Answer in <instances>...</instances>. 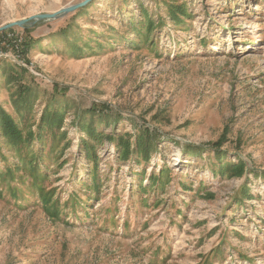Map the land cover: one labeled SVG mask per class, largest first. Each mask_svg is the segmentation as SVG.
<instances>
[{
    "label": "rangeland",
    "instance_id": "1",
    "mask_svg": "<svg viewBox=\"0 0 264 264\" xmlns=\"http://www.w3.org/2000/svg\"><path fill=\"white\" fill-rule=\"evenodd\" d=\"M84 1L0 0V28ZM81 9L0 56V264H264V0Z\"/></svg>",
    "mask_w": 264,
    "mask_h": 264
},
{
    "label": "trees",
    "instance_id": "2",
    "mask_svg": "<svg viewBox=\"0 0 264 264\" xmlns=\"http://www.w3.org/2000/svg\"><path fill=\"white\" fill-rule=\"evenodd\" d=\"M82 11L79 10L77 12L80 13ZM62 33H64L65 35H67V28L62 30ZM5 32L0 33V37L4 36ZM0 42H2V39H0ZM31 44L30 43H25L24 42V48L28 49L29 46ZM1 46V44H0ZM14 75H18V72H15ZM28 89H24L23 93H25ZM53 100H55V98H53ZM25 102V101H23ZM110 108L107 107L106 105H103L102 107H100V111L98 110H94L92 111L91 115H97V117L99 119H102L104 121L109 120L110 118ZM60 121V118H58V116L55 114V112L53 113H49L46 114L44 117V123L46 125H48V131L52 130L54 126H52L54 123ZM0 129L1 132L3 133L4 136H6L11 142L15 143V144H19V140L22 139V133L21 130L17 127L14 119L8 114V112H6L4 109L1 108L0 106ZM154 136V132H150V130L146 129L145 131H143L140 136L138 137V139L136 140L137 146L145 148V146L148 144V141H151V138ZM225 137V136H223ZM222 137V138H223ZM220 139V141H217L216 143L212 144L214 147H219L220 145H222L224 143L225 140ZM129 149V145H126V150ZM225 169H223V173L224 174H228V173H233L232 175L234 176H242L244 174L245 171V164L243 162H240V164L237 165H233L231 163H225Z\"/></svg>",
    "mask_w": 264,
    "mask_h": 264
},
{
    "label": "built area",
    "instance_id": "3",
    "mask_svg": "<svg viewBox=\"0 0 264 264\" xmlns=\"http://www.w3.org/2000/svg\"><path fill=\"white\" fill-rule=\"evenodd\" d=\"M0 39H2V42H0L1 45H5L8 48L7 53H0L1 55H5L7 57H10L13 59V61L17 64H20L21 66L27 67L25 64L24 59V42H25V36L23 33L18 32L17 30L11 29L8 31H5L4 36H1ZM9 51H12V54H9Z\"/></svg>",
    "mask_w": 264,
    "mask_h": 264
},
{
    "label": "water",
    "instance_id": "4",
    "mask_svg": "<svg viewBox=\"0 0 264 264\" xmlns=\"http://www.w3.org/2000/svg\"><path fill=\"white\" fill-rule=\"evenodd\" d=\"M91 1L92 0H86L80 4L73 5V6H70L68 8L62 9L59 12H56L54 14H43V15L32 17L28 20H22L20 22L9 24L7 26L0 28V33L11 30L15 27L24 28L27 25L32 26L38 21L58 19L60 17H63V16L68 15L70 13H73V12H75L81 8H84Z\"/></svg>",
    "mask_w": 264,
    "mask_h": 264
}]
</instances>
